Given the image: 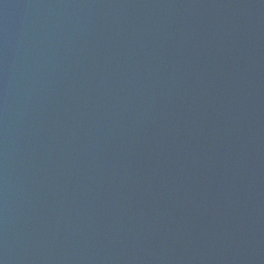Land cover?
I'll list each match as a JSON object with an SVG mask.
<instances>
[{"label":"water","instance_id":"1","mask_svg":"<svg viewBox=\"0 0 264 264\" xmlns=\"http://www.w3.org/2000/svg\"><path fill=\"white\" fill-rule=\"evenodd\" d=\"M0 264H264V0H0Z\"/></svg>","mask_w":264,"mask_h":264}]
</instances>
